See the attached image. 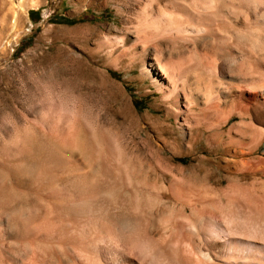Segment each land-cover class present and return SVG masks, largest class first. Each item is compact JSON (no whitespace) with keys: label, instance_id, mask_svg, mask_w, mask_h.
I'll list each match as a JSON object with an SVG mask.
<instances>
[{"label":"bare ground","instance_id":"obj_1","mask_svg":"<svg viewBox=\"0 0 264 264\" xmlns=\"http://www.w3.org/2000/svg\"><path fill=\"white\" fill-rule=\"evenodd\" d=\"M118 2L126 15L124 35L119 41L123 57L129 59V68L137 67L143 81H150L151 87L161 95L159 108L155 110H166V114L156 116L150 112L143 115L138 113L134 101L127 94L125 84L113 80L108 71L122 69L123 62L120 57L106 63L99 76L103 85L113 84L121 92L122 102L138 128L132 138L134 145L104 122V109L94 102V98L92 100L82 92H72L53 83L46 84L37 77H29L32 83L30 81L26 84L23 95L11 94L14 96L13 101L19 105L15 107L37 115H44L43 112L46 111L50 114H46L48 119L53 117L51 120H54V115H58L59 125L72 123V132L69 129L72 136L68 135L69 141L66 145L54 146L52 140L50 142L44 139L41 126L31 121L22 127L19 123L23 119L19 117V121L15 123L14 135L9 139L0 137V154L7 150L8 144H13L16 148L21 141L26 143L31 140L35 145L30 146L28 151L37 148L38 154L47 156L44 157L41 167H38L41 173L36 178L58 186H73V189L81 187V190L92 194L95 197L93 199L100 196L102 201H105L103 197L111 195L112 198L120 189L123 191L128 187L124 175L121 174V168H127L123 173H128L126 178L137 185L136 192L131 190L133 195L142 192L138 188L139 183H142L144 190L139 195L144 200L150 197L151 201H166L172 219L168 225L151 214L152 211L146 208L151 204L150 201L148 205L145 204L146 201L142 205V202L140 205L136 204L148 219L142 227L143 223L136 221L126 210L119 215H98L91 212V198L79 200L80 206L66 207L67 212L62 211L63 214H60L46 213L47 208L43 203L41 206L30 197L31 209L42 214L33 213L23 217L22 211L26 205H6L4 202L7 200L3 202V197H6L5 189L0 185V211L2 215L6 214V220L3 216L0 217V257L7 264H22L31 256L38 259L36 264H86L82 260L84 254L79 252L80 246L111 225L120 232L130 233L133 238L145 231L156 238V241L160 239L161 244L184 245L188 255H185L188 257L185 260H189L191 264H248L247 255L253 254L250 252L255 251V246L249 248V243H239L241 237H238L239 241L235 240L238 234L234 235L228 229L222 230L225 226L222 219L224 213L232 208L241 214L250 208L264 215V153H259L264 146V127L256 126L257 123L264 126V0H160L153 6L154 0L145 4V10L138 13L135 19L132 16L134 0ZM152 6L154 11L150 10ZM115 28L118 30L119 27ZM116 30L111 28V31L117 33ZM116 41L117 38L109 39L101 46L110 49ZM116 51L111 49L107 56ZM20 95L23 96V102L19 99ZM172 113L181 119L177 147H173L169 139L154 136L147 130L149 126L158 127L162 122H170ZM233 120L236 122L229 126ZM138 137L142 145L135 142ZM13 146H9L11 148L7 152ZM133 147L141 150L146 148L152 153L149 163L146 161L148 170L143 165H138L141 160L137 155L129 156ZM50 149L52 153H49ZM166 149H171L174 157L195 156L199 162L205 161V150L214 154L222 151L220 169L227 175L212 187L200 185L198 178L202 175L201 170L195 164L190 167L175 164V158L166 156ZM74 152L86 155L94 163H78ZM16 162L17 160L15 163L1 161L0 170H4V175L11 178V186L16 192L31 194L33 186L38 182L33 177L36 184L27 182L32 175V167L26 161ZM94 165L99 168L94 170ZM112 165L119 166L117 171L118 168L114 167L116 174H119L117 178L110 175ZM108 176L111 177L110 180ZM39 184L44 187V181ZM68 198L64 200L70 202ZM207 227L217 231L219 242L224 241L229 245L226 246L230 250H226L227 252L234 254L240 251L237 247H242L240 255L243 253V260L238 258L232 262L234 260L231 256L226 260L228 256L225 259L218 254L223 260L216 261L217 258L214 259L211 255L215 252L209 253L204 247L207 246ZM211 236L210 234V238Z\"/></svg>","mask_w":264,"mask_h":264},{"label":"rangeland","instance_id":"obj_2","mask_svg":"<svg viewBox=\"0 0 264 264\" xmlns=\"http://www.w3.org/2000/svg\"><path fill=\"white\" fill-rule=\"evenodd\" d=\"M150 1H154V0H149V1L134 0L135 4L133 6L134 10L132 12L133 18L134 17L137 18L138 13L141 14V12L145 10L143 8L145 7V4H149ZM156 1L158 2L160 0H155L153 6L157 5ZM119 3L120 2H118V0H34V1L33 0H0V135H1L0 137L1 138L6 137L9 139L10 136L14 135L16 131L15 123L19 121V119L17 118L20 117L23 119L19 123L20 125H23L22 127H25V125H27V122H31V121H34L35 124L41 126L40 129L41 131H43L42 135L45 136L44 139H47L50 142L52 140V144H54V146L55 144L58 145L61 144L60 146H63L64 144L66 145L68 143L67 142L69 141L68 135L69 136L71 135L70 131L72 129V123L69 122L67 124H62L63 122H61L62 125H59L60 122H58L59 121L58 115H54V120H51L53 119V117L51 119H48L46 116V114L48 116L50 115L48 112L46 111L43 112L45 113L44 115L42 114L39 115L40 113L37 115L36 113L28 112L26 109L25 110L18 109L17 107L19 105L13 101L14 96L12 95H14L15 93H20L21 95H23V92L25 91L26 88V84L30 83L31 81V78L29 79V77H35V78L37 77V79H40L42 82L46 84L53 83L60 87L70 89V91L72 92H82L89 99L93 100L94 98V102L98 103V105H100V107L104 109V114H105L104 122L114 131L116 132L118 131L119 134L124 139H126V141H128L131 145H134V143H132V138L136 135V131L138 130V128L135 125V123L132 121L129 110L125 108L122 102L121 92L119 91L117 86L113 84L103 85V81L99 76L101 70H103V66L109 61H113L116 57L121 58L123 62L121 65L122 69L120 70L110 69L108 70L109 74L111 75L113 80L125 84L127 94L134 101L135 103L134 107L136 108L138 113L143 115L150 112L151 114H156V116H164L166 114V110H160V111L155 110L156 108H159V104H160L159 99L161 95L157 93L154 88L151 87L150 81L148 80H146L145 82L143 81V79L140 76V71L137 67L129 68L128 65L130 63L129 59L123 57V50L119 46V41L122 40V37L124 35V29L126 25V15L124 9ZM153 6L152 9L150 10L154 11L155 9L153 8ZM115 27H119L117 28L118 30H116ZM111 28L116 30L117 33L111 31ZM115 38H117V41L115 42V45L112 48L107 49L106 47L101 46L103 43H106L109 39L113 40ZM113 48L117 51L114 54H110V56H107L108 52L110 53V50ZM108 57H111L110 60H108ZM57 81L59 84L57 83ZM85 82L86 84H84ZM102 88L105 90H102ZM21 95L19 96V99L21 100V102H23V96ZM112 96L114 97L113 99ZM15 105H17V107H15ZM12 107H14L15 109ZM105 107L108 108L109 110L106 109ZM13 109L16 110V112ZM172 112L174 111L172 110ZM174 115L175 114L172 113L170 122L169 121L162 122L161 120L162 123H160L158 127L152 125L149 126L147 130L154 136L161 138L164 137L163 139H167V140L169 139L173 143L172 146L177 147L178 134H179L178 128L180 126L179 123L181 122V119H178L176 115L175 116ZM47 120L48 121L50 120L49 123ZM235 122L236 120L231 121L229 126L233 125ZM256 126L258 128L264 127L263 125H261V123L260 125L259 123H257ZM42 127H44L45 129ZM71 138L72 137H70V140ZM53 139L55 140V142H53L54 141ZM135 142L140 143L142 145L141 143L142 141L139 137L137 140H135ZM26 143L21 141V143L18 144V147L15 146L16 148H14L13 144H8L7 150L11 148L9 146H13V148L8 152L5 149V152L3 151L2 155L0 154V162L4 160L5 161L9 160L10 162H14V163L16 160L18 163L19 161L20 162L26 161L25 162L26 164L28 162V165L32 167V172H31L32 175L29 176L30 178L27 180V182L30 181V183L33 182L36 184V182L38 181L37 184L33 186L35 189L31 188L32 189L31 194L16 192L11 186L12 185L11 178H8L7 176L4 175L5 174L4 170L2 171L0 170V185L1 186L3 185L6 194L5 195L6 197H3V202L6 199L7 200L6 202L8 204L6 202L4 203L9 207H15L16 205L18 206L22 205L24 207L26 205L27 208L24 207L22 211L23 217L24 215L28 216L33 213L42 214V212L40 211H33V209H31L29 204L30 203L29 197L30 199L33 198V200H36V202L41 206L43 203L44 207L47 208L46 213L59 212L60 214H63V212L64 213L67 212L65 209L66 207L77 208L78 206H80L81 204L79 203L81 202L79 200L91 198L92 203H89V206L93 208V209L91 208L92 209L91 212L96 213L98 215H106V214L108 215V213L109 215H113V213L115 215H119L122 214V211L126 210L130 212L128 214L133 216L136 221H138L141 224L143 223L141 226L144 227V224L148 222L147 221L148 219L147 216L145 217V214H143L139 209V205L141 202L142 205L143 203H145L144 201H146L145 203L146 205H148L147 203L151 202L150 205L152 207L150 205L146 207L150 210V212L151 211L153 212V213L151 212V214H153L156 217H159V219L162 220V222L164 221V223L166 222L169 225V220L172 219V214L170 213L169 209H167L168 207H166L167 205V203H165L166 201L164 203L163 202L160 203L154 200L153 198H152L153 200L151 201L150 197H149L150 199L149 198L147 199L146 197L145 199L147 200H144V197L142 195L141 196L139 195L142 194L144 190V186L142 185V183L141 184L139 183V185L141 186L138 185V188L139 189L141 188L140 191L142 192L139 194L137 192V194L134 193L133 195L132 191L136 192L137 185L135 182H131L129 178H126L128 177V173L125 174L127 168L124 167L121 168V171L122 170L124 171L126 169L125 172L123 173L122 171L121 174L124 175V178L127 181V182L125 181V183L127 184L126 186H128L127 188L123 189V191L122 189H120V191L116 192L114 194V197L112 196V198L111 195H108V197L106 198L103 197L105 201L100 200L99 199L101 198L100 196L97 197L98 199H93L95 197H93L92 194H89L88 191L81 190L80 189L81 187L80 188L74 187L73 189V186L72 187L58 186L54 183H49V182L46 183L47 180H43L38 177L36 178L35 176L41 173V170L39 168L41 167L42 161L47 156L45 154H40V153L38 154L39 150L37 148L33 149L35 153L33 151H28L30 150L29 147L34 146L35 143L33 141L31 142V140H29ZM25 145L26 146L29 145V146L26 147ZM24 146L26 147V149ZM142 150L133 147V149L131 148L129 152L130 154L129 156L137 155V157L140 158L141 160L140 163L138 159L139 162L138 165L140 166L143 165L145 170H148L149 165L147 164V162L149 163V158H151L152 153L150 152L149 149L146 148L144 149L142 148ZM166 150H167L166 156L175 158L174 159L175 164L186 167L187 166L190 167L193 166V164H195L201 170L202 175L200 176V178H198L200 185H204V186L206 185L208 187H212L216 183H218V181L221 178L224 179L225 176L227 175L225 171L220 169L221 158L223 157L222 151H220L219 154H214L212 152L205 150L204 151L205 161L199 162L196 160L195 156L180 155L181 157L180 156L174 157L171 149H166ZM49 151H50L49 153H52L51 149ZM32 153L34 154L32 155ZM259 153L260 154L264 153V146H262ZM198 154L196 156H198ZM73 155L75 156V158L78 159V163L80 162V164L83 163L85 165H89V163L92 162L91 159L88 158L86 155L85 156L81 155L78 152H74ZM199 155H203V154L200 153ZM1 156L4 160L3 159L1 160ZM93 163L94 161L92 162V164ZM95 166L96 165L93 166L94 167L93 169L97 170L99 167L97 166L95 167ZM114 167L118 168L116 169V171L119 170L118 165H112L110 169V175L114 178H117L119 174H116L117 172H115ZM118 173H120V171H118ZM32 177L37 181H34ZM110 179L111 177H109L108 180ZM43 181H44V187L43 184L42 185L39 184L42 183ZM53 187H55L54 188L55 190L53 189ZM87 194L89 196H87ZM68 196L70 198V202L64 200L67 199ZM74 199L76 200L74 201ZM53 203L55 205H53ZM137 203H139L138 207L136 205ZM96 207L99 209H96ZM105 207L109 211L110 210L112 211L109 212L108 210L105 209ZM135 210H137L138 212ZM237 212L239 213L237 209L235 211V209L232 208L224 213L223 215L224 219H222V222L223 225L225 226L222 228V230L228 229L229 230V231L227 230L228 232L230 233L232 232V234L234 235L238 234L236 235L237 238H235V240L239 241L238 237H241L239 243L246 244L247 242L249 243L248 245V247L250 246L249 248H253L255 246L254 248L255 251L253 252L252 250L250 252V254L253 253L254 255L253 254L249 255L248 253L247 256L249 257H247V259L249 258V260H247L246 263L264 264V247H263L264 246V215L262 213L260 214L259 212H257V210L250 208H247L244 214L243 213L238 214ZM1 213L2 211H0V217L3 216L2 218L6 220V214H4L5 215L4 218V215H2ZM240 214L242 215V217ZM227 222L229 223V226L227 225L228 224ZM110 226L111 225H108V227ZM108 227L105 229V231L101 233H97L96 235L94 234L92 238L90 237V239H87V241H85L84 244H82L83 247L82 245L80 246L79 252L81 255L84 254L82 256V260L84 262L86 261L85 262L86 264H112V263L113 264H157V263L158 264H187V263L191 264L189 260L187 261L185 260L188 259L187 257L188 255L186 252L187 248L184 245L181 246L179 245L177 246V244L168 245L167 243H163L164 244L163 245L161 244L160 239L156 241L157 240L156 238H153V236L151 237L145 231L140 233L141 235H138L139 237L137 236L139 239L137 237L133 238L131 237L132 235L130 233L122 232V231L120 232V230L118 231L116 228L114 229V227L112 226L109 229ZM206 229L207 230L205 231V237H206L205 245H207L208 247L207 246L204 247L205 250L208 251L209 253L213 251L215 252L214 254L211 253V255L212 257H214V259L217 258L215 259L216 261L221 262V260H223L221 258L223 257L226 259L227 256L228 257L226 260H229V257L231 256L230 258L234 260L232 262H235V259L238 260V258L240 260H243L242 258L244 257L243 253L242 255H240V253L243 250L241 249L242 247H237V249H240V251H236L237 254L236 252H234V254L230 252L232 254L231 255L229 253L230 251L229 248H227L229 245L224 241L219 242V239L217 238L218 235L217 231L212 227H207ZM236 229L240 231H237ZM210 234L212 235L211 236L212 238H210ZM242 239L244 240L241 242ZM217 243L218 245H216ZM214 245L216 250H214ZM220 245L223 247V249H221L222 247ZM218 248L220 250H218ZM244 248H246L245 245ZM226 250L229 251L227 252ZM81 251L84 253H82ZM218 254L222 257L220 258ZM235 254L237 256H235ZM185 255H187L186 256L187 258L185 257ZM36 259H37L36 257L31 256L27 260H25L22 264H36V262H38V259L37 260ZM0 264H7V263L6 261H3L2 258L0 257ZM193 264H198V263H193Z\"/></svg>","mask_w":264,"mask_h":264}]
</instances>
